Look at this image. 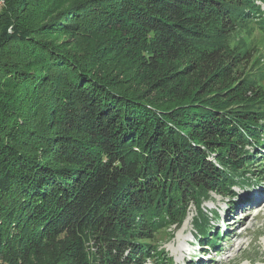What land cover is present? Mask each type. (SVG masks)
Listing matches in <instances>:
<instances>
[{
    "label": "trees",
    "instance_id": "1",
    "mask_svg": "<svg viewBox=\"0 0 264 264\" xmlns=\"http://www.w3.org/2000/svg\"><path fill=\"white\" fill-rule=\"evenodd\" d=\"M263 6L6 0L0 264H173L156 234L180 227L190 204L195 238L220 233L203 202L233 200L264 174L253 151L264 147V95L241 78L246 53L220 39L249 23L264 37ZM87 32L106 42L85 45Z\"/></svg>",
    "mask_w": 264,
    "mask_h": 264
},
{
    "label": "rangeland",
    "instance_id": "2",
    "mask_svg": "<svg viewBox=\"0 0 264 264\" xmlns=\"http://www.w3.org/2000/svg\"><path fill=\"white\" fill-rule=\"evenodd\" d=\"M262 9L264 10V6ZM84 31L86 30L83 29L82 32ZM97 35L99 34L87 32L86 35L79 37L87 36V38H81L87 46L90 43L87 42L89 38L95 39L96 42H106L104 37H98ZM220 40L226 44L228 49L246 53L247 56L248 54L254 55V59L248 60V58H244L246 55L244 56L243 54L236 62H239L237 64L242 66L239 67L241 78L249 84L253 83L260 86L258 87L260 88L259 92L261 95H264V37L258 33L255 24L249 23L240 26L236 31L230 32L228 36ZM108 41H110L109 38ZM100 51L104 54L114 52V55L118 58L116 62L111 61L120 68H124L125 66L122 63L128 61L116 49L113 51L109 49L107 51L100 48ZM113 70H116V68ZM116 71L118 72V69ZM119 75H122V73L119 72ZM133 79H136L133 82L138 81L140 85L144 82L143 79L141 80L135 74L132 75L130 80H127L132 83ZM170 108V111H177L175 107ZM253 151L258 152L260 164L264 166V147L257 145ZM255 165L250 167V169H254V172H256L257 168L259 169V165ZM250 176L252 181L249 184H243L245 187L243 185L233 187L236 193L233 200L229 201L227 197H222L211 192L209 199L205 200L202 204L204 209L207 210L209 218L213 219V222L209 223L210 233L213 235L215 234L217 223L223 220L224 210H226V220H228L226 222L229 224H225L227 226L226 230L220 232L224 236L218 237V234H215L217 237L214 235L213 239L204 236L205 239L201 238V246L199 239L193 236L195 235L194 232H196L192 226V216L195 214V207L193 204H190L188 215L179 228L175 229L172 234L170 233L172 227L161 230L156 234V244L159 245L158 249L172 257L173 264H264V174L261 177H257L250 173ZM259 177L261 179H257ZM214 211H217L219 214L218 220H216L215 216H212L214 215ZM215 237L216 240L217 238L219 239L217 246H211L210 248L208 246L203 247L206 244L205 242H214ZM190 241L199 244H188ZM198 247L201 249L200 254H202V250L208 249L209 256L204 258L199 256L196 249ZM31 264L37 263L32 262ZM145 264L151 263L146 261Z\"/></svg>",
    "mask_w": 264,
    "mask_h": 264
},
{
    "label": "bare ground",
    "instance_id": "3",
    "mask_svg": "<svg viewBox=\"0 0 264 264\" xmlns=\"http://www.w3.org/2000/svg\"><path fill=\"white\" fill-rule=\"evenodd\" d=\"M227 211H228V210H227ZM223 217H224V218H227V217H226V210H224V215H223ZM215 218H216V220H218L217 217H215ZM210 222H213V219H210ZM218 224H219V225H218ZM225 224H227V223H223L222 221H219V222L217 223L218 228H216V232H219V231H218L219 228H224V229L226 230V227H227V226H225ZM228 224H229V223H228ZM228 224H227V225H228Z\"/></svg>",
    "mask_w": 264,
    "mask_h": 264
},
{
    "label": "built area",
    "instance_id": "4",
    "mask_svg": "<svg viewBox=\"0 0 264 264\" xmlns=\"http://www.w3.org/2000/svg\"><path fill=\"white\" fill-rule=\"evenodd\" d=\"M6 0H0V11L2 10V8L5 5Z\"/></svg>",
    "mask_w": 264,
    "mask_h": 264
}]
</instances>
